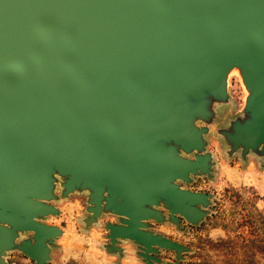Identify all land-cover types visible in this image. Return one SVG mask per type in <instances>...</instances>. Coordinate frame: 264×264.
<instances>
[{"label":"water","instance_id":"95a60500","mask_svg":"<svg viewBox=\"0 0 264 264\" xmlns=\"http://www.w3.org/2000/svg\"><path fill=\"white\" fill-rule=\"evenodd\" d=\"M234 68L249 94L220 133L264 157V0H0V264H52L58 182L87 192V225L118 218L107 252L181 260L149 222L207 215L213 195L180 182L212 174L207 123Z\"/></svg>","mask_w":264,"mask_h":264},{"label":"rangeland","instance_id":"374dc122","mask_svg":"<svg viewBox=\"0 0 264 264\" xmlns=\"http://www.w3.org/2000/svg\"><path fill=\"white\" fill-rule=\"evenodd\" d=\"M235 69V68H234ZM230 74L228 80L229 101L215 103L214 116L207 123L206 151L213 155L211 176H193L191 182H180L187 189L204 191L213 196L208 213L198 224L181 218V223L150 221V229L186 245L183 258L177 253L162 250L161 262L154 264H264V157L250 153L245 158L241 150L232 152L231 146L220 133L244 114L247 93L238 73ZM199 125H204L199 122ZM58 200L54 201L59 215L49 216L45 222L64 229V235L53 248L55 264H116L117 257L107 254L104 247L109 242L105 225L118 223L110 213L103 214L98 223L87 225V192L62 195L58 182ZM27 233L22 238L30 237ZM21 238V239H22ZM57 243V242H56ZM126 243L128 259L125 264H147L135 253L133 243ZM10 264H34L22 252L8 253Z\"/></svg>","mask_w":264,"mask_h":264},{"label":"crops","instance_id":"0c3cea01","mask_svg":"<svg viewBox=\"0 0 264 264\" xmlns=\"http://www.w3.org/2000/svg\"><path fill=\"white\" fill-rule=\"evenodd\" d=\"M235 71H237V70L233 69L231 74L236 73ZM56 242H57V244H59L58 240ZM120 246L122 247L123 252H124L123 256H121L118 252H114V253L107 252V254H109V256H111V257H114V256L117 257V263L116 264H125L124 259H128V256H129V255H127L128 249H127L126 243H121ZM133 248H134L135 253H136L137 247L135 245H133ZM52 254H53V251H52L51 255ZM52 264H55L53 262V255H52ZM100 264H106V261L102 259Z\"/></svg>","mask_w":264,"mask_h":264},{"label":"bare ground","instance_id":"6f19581e","mask_svg":"<svg viewBox=\"0 0 264 264\" xmlns=\"http://www.w3.org/2000/svg\"><path fill=\"white\" fill-rule=\"evenodd\" d=\"M237 71H238V73L240 74V72H239V70L237 69V68H235ZM232 72V71H231ZM231 72L229 73V77H230V74H231ZM240 76H241V74H240ZM242 78V77H241ZM243 85H244V83H243ZM244 87H245V85H244ZM245 89H246V87H245ZM246 91H247V89H246ZM247 93H248V91H247Z\"/></svg>","mask_w":264,"mask_h":264},{"label":"flooded vegetation","instance_id":"af4514ba","mask_svg":"<svg viewBox=\"0 0 264 264\" xmlns=\"http://www.w3.org/2000/svg\"><path fill=\"white\" fill-rule=\"evenodd\" d=\"M119 222V221H118ZM109 235V234H108Z\"/></svg>","mask_w":264,"mask_h":264}]
</instances>
